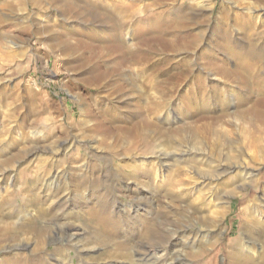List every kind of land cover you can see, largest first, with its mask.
<instances>
[{
    "label": "bare ground",
    "instance_id": "1",
    "mask_svg": "<svg viewBox=\"0 0 264 264\" xmlns=\"http://www.w3.org/2000/svg\"><path fill=\"white\" fill-rule=\"evenodd\" d=\"M44 1L59 11V30L40 24L35 32L56 33V38L60 39L56 47L61 49L67 64L77 62V68L84 71L83 78L76 82L97 90L91 106L79 97L84 103L80 126L90 133L93 147L101 150L107 140H117L126 148L128 139L136 141L143 135L158 134L160 130L159 160L141 159L131 166L124 160L128 153H124L120 164L111 169L110 177L124 184V193L135 196V203H124L112 195V188L103 186L105 176L97 171L95 164L76 155L75 160L70 161V150L79 149L76 135L60 139L50 135L52 132L42 135V131L35 130L31 147L21 148L20 142L28 139L25 130L28 116L20 121V105L16 104L10 113L8 130L14 152L8 158H1L0 171L22 161L30 167L38 160L42 178L36 181L38 187L50 194L49 205L63 212L73 204V208L87 213L88 219H95V227L102 232L91 231V236L85 239L92 241V245L109 248V257L125 264H188L190 259L216 251L220 248L224 221L229 213L227 204L242 193L241 189L250 186L249 198L242 202L246 215L243 237L228 247L222 264H264V74H260L264 68L261 43L264 30L259 31L252 24L253 19L264 15V9L258 11L257 16L251 7H246L244 12H238L234 24L223 9L218 15L219 23L210 27L211 18L206 8L212 0H189L188 4L185 0H4L0 3V52L6 50L1 52L4 59L23 57L24 53L22 46L3 32L10 19L2 10L7 8L13 13L17 5L38 8ZM142 5L145 15L149 8L157 9L151 14L152 18L134 17ZM20 18L25 22L28 16L23 13ZM233 26L236 29L232 30ZM26 28L23 26L20 31L24 33ZM237 30L244 38L233 39L232 34ZM8 44L20 50L16 52ZM232 61L234 67L229 66ZM183 85L188 88L180 94ZM227 87L231 90L238 87L239 99L254 94L258 99L253 105L248 103L249 106L242 105L236 112L229 113L224 100L235 95ZM6 90L3 86L0 93ZM175 93L186 100L188 105L182 109L187 114L199 110L196 118L203 123L199 126L189 122L176 129L174 137L187 131L194 145H203L204 150L205 142L213 140L216 144L208 156L207 152L200 153L194 148L186 150L175 146L168 128L163 129L169 117L173 116L174 121L178 117L173 112L163 114ZM213 102L220 107L210 112ZM50 107L44 104L41 108L47 112ZM96 107L100 115L93 114ZM128 113L137 119L128 122ZM155 114L164 115L162 129L154 121ZM228 117L242 121L240 132L246 150L236 147L240 139L234 138L223 153L220 146L229 132L222 127ZM36 121L37 118L31 120L30 125H35ZM232 122L226 124L233 126ZM41 124L45 126V122ZM67 130L64 124L59 125L61 134H68ZM161 130L165 135H161ZM200 134L205 142L200 141ZM114 142L109 144L110 148ZM169 149L175 152H168ZM66 163L70 164L69 169L61 170ZM127 169L133 173L129 174ZM153 179L166 186L163 202L152 198V191L156 190L151 187ZM138 181L148 186H138ZM70 187L74 189L73 194ZM78 189L83 192L79 197L76 196ZM257 190L263 194L260 200L256 199ZM207 196L210 203L206 202ZM1 200L5 211L14 208L8 193ZM45 212L41 209L39 216ZM52 219L48 221L51 224H47L48 230H52L55 223L62 240L84 238L81 229H62L63 225ZM13 225L1 216L0 234H7ZM117 234L123 237L118 239ZM46 242L45 238L41 239L40 246L30 250L31 256H17L13 248H8L4 256L0 255V264H74L66 250L41 251ZM74 246L78 253L84 251L79 249V244ZM30 247L28 243L23 245L24 249ZM90 263L80 257L78 264Z\"/></svg>",
    "mask_w": 264,
    "mask_h": 264
},
{
    "label": "rangeland",
    "instance_id": "2",
    "mask_svg": "<svg viewBox=\"0 0 264 264\" xmlns=\"http://www.w3.org/2000/svg\"><path fill=\"white\" fill-rule=\"evenodd\" d=\"M188 2L189 0H185L184 3L188 4ZM0 3H4V0H0ZM246 7H251L254 14L258 16V11L264 9V0H212L206 8V14L211 18L210 27H214L219 23L218 15L223 9H226L228 12L227 14L229 15L228 19L234 24L238 12H244ZM16 8L17 9L13 13L7 8L2 10L10 19V23L6 24L7 26L5 25L2 30L8 37L12 38V40L14 39V41L18 43L17 45L22 46L21 51L24 53V56L4 59L1 52H5L6 50L4 51V49H1L0 52V79H4V81L6 80L5 82L0 81V90L3 86L7 89L4 94L0 93V160L6 157L8 158L10 154L14 152L10 146V132L8 130L11 126L10 113L13 109L12 107L18 104L20 105L18 119L21 121L24 116H28V123L25 127L28 139L20 142L21 148L26 149L31 147V140L33 139L32 132L35 130L40 133L43 132L42 135H48L47 133L52 132L50 135L54 134L57 137H60V139L65 138L68 135L70 137L71 135H76L80 141L79 149L72 148L70 150V161H74L76 156L88 159L98 167L97 171H101V174L105 176L103 186H109L112 188V195H116L121 201H124V203H135V196L133 197V194H130L129 192L124 193V189L122 188L124 184L110 180L111 169L116 164H120V159H122L124 153H128L127 158L124 160L131 166H133L134 163L138 164L137 161L141 159H145L146 162H157L160 154V148L158 147L159 143H161L159 140L161 139L159 138L160 130H158L159 135L157 133H153L152 135L147 134V136L143 135L136 141L128 139L125 144L126 148H123L124 145L120 146L117 140H107L103 144V149L101 150L94 148L92 145V139L88 135L90 133L85 132L86 130L82 129L80 126V118L82 116L84 103L79 100V97H82V99L91 106V99L97 94V90L86 88L84 84L76 82V80L83 78L84 71L82 72L77 68V62L72 61L69 62L70 64H67L68 62L66 57L63 56L61 49L56 47L60 42V39L56 38V33L51 32L49 34L35 32L40 24L42 26H53L59 30L57 27L58 18H60L59 11L55 6H51L45 1L41 3L38 8L34 5H30L28 8L24 5H17ZM144 9L145 6L142 5L140 9L137 10L134 17L137 19L143 15L144 18H152L154 12L157 11L155 7H152L149 8L145 15L143 14ZM23 13L26 14V17L28 16V19L25 20L26 23L20 18ZM252 24L257 30H264V15L260 16L259 19H253ZM23 26H25V28L27 27L24 33L20 31ZM234 29H236L235 26H233L232 30ZM208 30L210 31L211 28ZM213 35L215 38V33H213ZM232 37L233 39H235V37L244 38L238 30L233 32ZM263 41H261V43L264 45ZM8 45L10 46V49L13 48L16 52L20 50L19 48L12 47V44ZM229 66L234 67L235 63L232 61L229 63ZM260 72V74H264V68H261ZM221 84L223 85V82H221ZM186 88L188 87L185 85L180 87V94H182ZM227 88L235 95H231V98L224 100V103H227L229 113L236 112L242 105L245 106L248 105V103L253 105L255 104L254 101L258 99L257 94L251 95L247 99H239L240 96H238V98L236 96V92L239 91L238 87H232V90L230 87ZM233 90L234 92H232ZM180 94L175 93L172 101L170 99L171 102L169 101L167 103V111L163 113H171L172 115L173 112L175 115L178 114L176 120L174 121V117L171 116L169 117V121L163 126L161 119L164 118V115L162 114L161 116H158L155 114L153 116L154 121L159 123V129L162 126L163 129L168 128L167 132H170L173 136V143L175 146L183 147L186 150L194 148L197 151L199 150L200 153L207 152L206 155L208 156L210 154L209 151L215 147L216 143H214L213 140H208L206 143L205 139H203V134H200L199 139L200 141L202 140V142H205L206 151L204 150L203 145H194L189 138V133L187 131L182 132L178 137H174L176 134L175 130L184 127V125L189 122L195 123L199 126L203 123L202 120L199 121V119L196 118L199 110L187 114V112L182 109L183 106L188 104H186V100L182 95L180 96ZM44 104L51 105L47 112H44L41 108ZM219 107V103L216 104L213 102L210 105L209 111L215 112ZM96 108V111L94 110L93 114L100 115L99 109ZM35 118H37V123L31 126V120ZM127 119L129 120L128 122L131 123L135 121L137 117L128 113ZM42 121L45 122V126L41 124ZM228 121H233V126H229V124L227 125L226 122ZM224 122L222 128L226 133L229 132V137L222 139L220 147L223 150V153L227 152V145L230 144V141H235V139H240V142L236 143L235 146L245 147L246 150V144L244 143L243 135L240 132L242 121L238 120L237 122L234 117H228V119L226 118V121L224 119ZM61 124L66 126L68 129L67 131L69 132L68 134H61L58 131L59 125ZM162 131L163 130H161V132ZM162 133L161 135H165L164 132ZM155 134L158 137H156ZM218 141L217 144H220ZM113 142L115 144L110 148L109 144H112ZM168 152H175V149H169ZM191 164L194 165L192 162ZM26 166V161H22L21 163L11 164V166L5 167L4 172L0 171V217L5 216L6 221L14 224L12 230L8 231L7 234H0V246L2 245L0 247L1 256L5 255L6 249L8 248H13V254L17 256L20 254L31 256L32 252L30 250L40 246L39 242L41 239L45 238V241H47L46 247L41 251L52 253L56 248L66 250V253L72 256L74 264L79 263L80 257L84 258V261L86 262L89 260L91 262L90 264H125L123 261H120L119 263L118 260L109 257V248H106L103 245H92V241L85 239V237L91 236V231L102 232V230L95 227L97 226V221L95 219L90 220L87 218V213L79 211L77 208H73L74 205L72 203H75L73 198H71L72 205L67 207L63 212H59L54 206L52 207L49 205L50 203L47 200H50V194L47 195V193L38 187L36 181L37 179L39 180V177L42 178V175H40L41 171L38 169V160L30 167ZM145 166L146 165L142 167ZM69 167L70 164L66 163L63 167H60V169L65 171L66 169H69ZM127 171L129 174L133 173V170L127 169ZM155 181L156 184H153ZM158 182L159 180L155 179L151 181V187L156 188L155 193L152 191V198L156 201L159 200L160 202H163L166 186L162 183L157 184ZM136 184L138 186L146 185L139 181L136 182ZM262 184H264V180ZM146 186H148V184ZM119 189H121V192ZM70 190L73 194V187H70ZM5 191L9 194L10 201L14 205L12 210L5 211L2 205V196L7 194L4 193ZM241 191L242 193L240 195L232 197L227 204L229 213L224 221V230L222 232L220 248L216 251H208L207 254L204 255L205 257L200 256L194 258L195 260L190 259L191 261H189L188 264H222L224 253H226L228 247L235 245L240 238L243 237L246 215L242 202L244 199L248 200L252 188L247 186L246 188L241 189ZM77 192L78 195L76 196L78 197L83 193L79 189ZM256 192V199L260 200L259 198L262 197L263 194L260 190H257ZM61 198L59 197L58 199ZM209 198L210 197L207 196L206 202L208 203L211 202ZM247 204H251V202H248ZM41 209L46 212L42 216H39V211H41ZM51 218H53L52 221L54 220V222L60 224V226L63 225L62 229L70 230L75 227L81 229L84 233V238L73 240L66 238L62 240L59 237V229L56 228L55 223L52 224V230H48L47 224L48 226L51 225L48 222ZM131 235H135V232ZM116 237L121 239L123 235L117 234ZM26 243L31 244L32 248L30 247L29 250L24 249L23 245ZM76 244L80 245L79 249L84 250L82 253L77 252V249H75L74 246ZM40 254H42V252L39 253V256ZM40 258L43 257L40 256Z\"/></svg>",
    "mask_w": 264,
    "mask_h": 264
}]
</instances>
